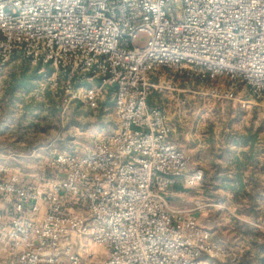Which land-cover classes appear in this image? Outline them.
I'll return each mask as SVG.
<instances>
[{"label":"built area","instance_id":"2783aa9c","mask_svg":"<svg viewBox=\"0 0 264 264\" xmlns=\"http://www.w3.org/2000/svg\"><path fill=\"white\" fill-rule=\"evenodd\" d=\"M15 56L40 65V83L67 104L97 109L112 95L117 126L82 155L53 154L37 178L0 167L13 213L0 238L16 264L218 258L196 209L167 201L177 179L192 188L203 171L188 172L186 153L166 142L164 112L147 99L165 92L185 106L173 84L183 78L209 84L200 95L211 100L235 101L238 85L264 100V0H0V72ZM163 71L169 78L152 83Z\"/></svg>","mask_w":264,"mask_h":264},{"label":"crops","instance_id":"0c3cea01","mask_svg":"<svg viewBox=\"0 0 264 264\" xmlns=\"http://www.w3.org/2000/svg\"><path fill=\"white\" fill-rule=\"evenodd\" d=\"M168 78L169 73L163 71L152 77L151 82ZM173 84L178 97L187 99V106H177L171 94L165 92H154L148 97L147 105L164 112L170 128L166 142L189 156L188 172L200 168L197 165L208 166H204L205 170L200 168L203 179L195 187L188 188L182 178L177 179L167 196L169 205L176 210L196 209L194 215L200 227L209 232L213 244L223 249L224 255L219 259L203 256L204 264H243L241 260L248 257V264H255L251 263L254 259L264 264V148L261 142L252 131L235 133L223 125L216 133H205L207 117L201 115L199 121L203 124L195 125L198 114L189 112L190 100L195 96L187 94L194 92L180 87V79ZM217 102L220 106L224 103L212 100L209 107ZM11 201V197L0 194V235L13 216ZM16 260L17 253L0 238V264H16Z\"/></svg>","mask_w":264,"mask_h":264},{"label":"rangeland","instance_id":"374dc122","mask_svg":"<svg viewBox=\"0 0 264 264\" xmlns=\"http://www.w3.org/2000/svg\"><path fill=\"white\" fill-rule=\"evenodd\" d=\"M146 41L145 33L137 35L138 47H142ZM41 68L38 64L31 65L15 56L0 72V167L27 179L39 177L46 170L47 159L53 154L65 152L82 155L95 142L112 135L117 127L112 95L97 109H90L81 103L67 104L65 97H58L57 88L49 83H40L38 72ZM45 70L47 74L52 72L47 67ZM22 75L28 78L26 86H17L16 82ZM176 79H180V87L194 92L187 94L195 96L190 100L192 110L189 112L198 114L195 125L203 124L199 121L201 115L207 117L205 120L208 128H203L205 133H216L220 125L228 126L227 129L235 133L249 130L254 132L257 141L264 148V100H255L246 87L238 85L234 87L235 101H226L221 106L217 102L211 108L209 104H212V100L200 95L206 92L209 84L195 79ZM215 84L227 85L224 79ZM180 98L185 99L182 96ZM185 101L187 106V99ZM208 121L210 122L207 123ZM187 157L190 162L188 155ZM197 166L205 170L208 165ZM257 238L262 239L260 235ZM217 246L221 249L219 259L224 253ZM88 248L97 256L104 252L94 246ZM241 262L248 264L249 257ZM252 262L258 264L259 260L254 259Z\"/></svg>","mask_w":264,"mask_h":264},{"label":"trees","instance_id":"16d2710c","mask_svg":"<svg viewBox=\"0 0 264 264\" xmlns=\"http://www.w3.org/2000/svg\"><path fill=\"white\" fill-rule=\"evenodd\" d=\"M27 81H28V78L22 75L20 79L16 82V84L17 86H26Z\"/></svg>","mask_w":264,"mask_h":264}]
</instances>
